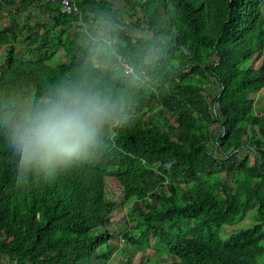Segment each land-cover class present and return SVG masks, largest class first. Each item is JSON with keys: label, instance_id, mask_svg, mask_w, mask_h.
Here are the masks:
<instances>
[{"label": "trees", "instance_id": "obj_1", "mask_svg": "<svg viewBox=\"0 0 264 264\" xmlns=\"http://www.w3.org/2000/svg\"><path fill=\"white\" fill-rule=\"evenodd\" d=\"M122 1L146 34L134 36L112 0H77L79 15L66 14L59 2L23 0L52 22L20 26L14 20L0 28V50L6 48L0 110L10 95H39L87 71L129 90L136 114L117 134L111 160L30 185L15 184V158L0 136V264L5 258L10 264H108L117 235L139 251L172 255L178 264H264V109L248 98L264 88V0ZM101 13L117 26L128 64L138 65L153 45L160 50L147 82L86 64V33ZM20 35L29 45L18 50ZM58 49L67 61L56 63ZM257 52L259 68L251 66ZM206 86L219 88L211 101ZM158 106L170 117L166 128L147 123ZM224 171L237 176L233 192L221 180ZM111 181L135 199L133 231L117 227L121 204L108 199ZM155 197L163 207L150 201ZM250 211L257 223L236 227ZM225 226L236 229L225 234Z\"/></svg>", "mask_w": 264, "mask_h": 264}, {"label": "clouds", "instance_id": "obj_2", "mask_svg": "<svg viewBox=\"0 0 264 264\" xmlns=\"http://www.w3.org/2000/svg\"><path fill=\"white\" fill-rule=\"evenodd\" d=\"M84 46L86 64L117 68L139 84L150 79L160 59V50L153 45L138 65L128 64L120 54L117 26L104 13L86 33ZM132 102L129 90L87 71L59 79L39 95H10L0 110V136L15 158V184L47 182L87 164L111 160L117 134L136 119Z\"/></svg>", "mask_w": 264, "mask_h": 264}, {"label": "rangeland", "instance_id": "obj_3", "mask_svg": "<svg viewBox=\"0 0 264 264\" xmlns=\"http://www.w3.org/2000/svg\"><path fill=\"white\" fill-rule=\"evenodd\" d=\"M115 7L121 11L123 14V19L127 21L129 26V31L134 35L138 36L140 34H146L147 32L144 30V23L142 26L134 25L137 22V18L132 19L129 16L128 10L122 0H112ZM142 16V14H141ZM16 20L20 26L26 25L27 23L35 24L37 22H52L49 17H45L42 15L41 10L36 8L35 6L25 7L23 0H16L14 4L7 5V3L3 0H0V28L1 29H9L12 27V22ZM75 30V29H74ZM72 30V31H74ZM15 45L18 50L25 49L28 47L29 42L24 39L22 35L18 37L15 42ZM6 55V48L2 47L0 50V59ZM56 63L57 62H65L67 61L66 54L63 49H58ZM262 52H257L253 60L251 61V66L255 68H259L262 64ZM250 64V63H249ZM248 64V65H249ZM187 84L186 82L183 83ZM219 92V88L216 86H206L204 88L203 94L207 97L208 100H212L217 96ZM248 98L252 99L257 106H260L264 109V88L258 93H254L248 96ZM168 114L164 111L162 106H158L153 111H150L146 116L148 120L147 123L153 122L157 125L164 126L166 128L169 121ZM141 126H144L143 124ZM216 130V135L222 133L223 129L221 125L216 124L213 125ZM256 134H260L259 130L254 131ZM210 150L219 158H223L215 149L213 144L209 145ZM246 153L242 154V157L245 156ZM250 156H252L250 154ZM253 157V156H252ZM204 178H208L207 175H204ZM221 180L223 183L227 184L228 191H234L236 186L237 176L232 171H224L221 174ZM169 191V189L167 190ZM108 199L113 200L116 199L119 204H121L114 212V220L117 224L118 229L121 230H132L135 224L134 219L130 214L131 207L135 202V199H127L125 195L127 194L126 189L122 191L120 186H116V184L111 181L108 183ZM199 195L203 197V192L200 191ZM126 201L125 203H123ZM154 203L157 208L163 207L164 203L155 197V200H150ZM264 205V198L262 199ZM152 213V210H148ZM255 211H250L243 222H241L238 226L239 228H247L252 227L256 224ZM236 227L225 226L222 230L223 233H231ZM133 231V230H132ZM131 231V232H132ZM121 232V231H120ZM111 245L114 247V252L110 256V260L108 264H178V260L170 255L163 256L158 251L153 248L139 251L135 249L133 246L129 245L122 235H117L114 240H112ZM5 263L10 264L8 258H5ZM94 264H101L99 261H95Z\"/></svg>", "mask_w": 264, "mask_h": 264}, {"label": "built area", "instance_id": "obj_4", "mask_svg": "<svg viewBox=\"0 0 264 264\" xmlns=\"http://www.w3.org/2000/svg\"><path fill=\"white\" fill-rule=\"evenodd\" d=\"M57 1L63 5L64 11L69 14H77L79 12L77 6V0H50Z\"/></svg>", "mask_w": 264, "mask_h": 264}]
</instances>
